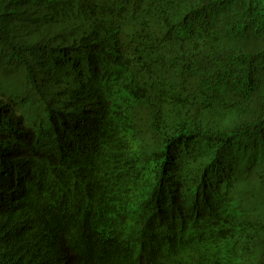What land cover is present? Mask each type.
<instances>
[{
	"label": "trees",
	"instance_id": "obj_1",
	"mask_svg": "<svg viewBox=\"0 0 264 264\" xmlns=\"http://www.w3.org/2000/svg\"><path fill=\"white\" fill-rule=\"evenodd\" d=\"M0 264H264V0H0Z\"/></svg>",
	"mask_w": 264,
	"mask_h": 264
}]
</instances>
